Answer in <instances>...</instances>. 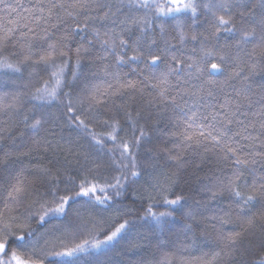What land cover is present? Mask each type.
Masks as SVG:
<instances>
[{"label": "snow or ice", "instance_id": "snow-or-ice-1", "mask_svg": "<svg viewBox=\"0 0 264 264\" xmlns=\"http://www.w3.org/2000/svg\"><path fill=\"white\" fill-rule=\"evenodd\" d=\"M25 72L0 92V144L24 125L0 147V264H115L141 246L121 243L137 222L162 235L178 212L177 237L212 232L214 250L189 259L180 242L151 264H264V0H0V77ZM193 178L201 198L177 194Z\"/></svg>", "mask_w": 264, "mask_h": 264}, {"label": "trees", "instance_id": "trees-1", "mask_svg": "<svg viewBox=\"0 0 264 264\" xmlns=\"http://www.w3.org/2000/svg\"><path fill=\"white\" fill-rule=\"evenodd\" d=\"M225 36L229 35L227 33L224 34ZM191 47V45H190ZM186 54H190V53H186ZM129 55H131V53H129ZM132 67H136V64L131 65ZM86 71H87V66H86ZM124 71H128V68H124ZM27 72H25L23 77H19V76H12L10 78H3L0 77V92H6V91H10L13 89H19L22 84L27 80ZM130 78H133L130 74ZM221 79H223V77H220ZM260 76L256 77L257 82H260ZM13 81H15V83H13ZM75 91H79V88L77 87L75 89ZM30 106V105H29ZM60 108H62V105H58L56 103H53V105L48 108V111H51L53 113H59ZM17 120H19V117H17ZM61 126L63 127V131H62V135L66 138V139H70L76 143H78L79 145L82 146L81 150H88L89 148V140H88V136L85 132H83L82 130L79 129H74L71 126H68L66 124V122L61 121L60 122ZM24 128L23 123H20L17 125L16 129L11 133V135L8 136V138L2 143L0 144V147L2 148H7L9 146L12 145V137H15L18 135V133L20 131H22ZM148 133L149 136L146 138L145 143H144V147H151L155 144L161 143L163 142L167 136H168V132L171 130V124L167 121V118L165 117L161 123L159 125H149L146 129H145ZM57 132H61V128L58 127L56 129ZM96 132H103V131H107V129H103L100 127H96L95 128ZM132 134V129L131 126L128 124H124V131L120 133V135L122 136H128L130 137ZM7 135V134H6ZM138 135V133H137ZM15 145L16 146H20L21 145V140L18 138L15 141ZM106 146L107 147H111V143L110 142H106ZM21 151H23V148H20ZM143 152V149L141 150ZM49 159H52L51 155L49 154L48 156ZM62 159V157H61ZM41 162V154H33L30 157L24 158V157H20L19 159H15L13 162L12 167L14 168H19L23 165H28V164H36ZM208 169L205 168L203 172L199 173V175H204V173L207 171ZM144 179H147V176L144 177ZM2 181H0V193H2ZM191 188V190H189ZM181 189H183V194L188 195L189 197H194L196 199H200L201 196L198 195V188L196 187L195 183H194V178L193 181L190 182V184L186 185L183 182L181 183L180 187H178L176 189L177 194H182L181 193ZM129 200H135L137 205H139L140 201V197L136 196V197H129L128 200H125L124 203H128ZM192 200L189 199L188 204H191ZM222 201L221 202H217L213 205V207H217L222 205ZM187 210V209H185ZM95 211H102V206H98V208ZM187 221L181 218V214L178 212L176 214L173 226L170 228V230L164 234H157V235H152L150 234V232L148 231V227L147 224L144 221H139L137 222V226L132 229L131 231H129L128 233H126V241H122V244L127 243V241H131L132 243H139L141 246L139 248L136 249H132L131 251H129L127 253L126 256H115L112 255L111 253L108 254V257L115 262V264H126V261L128 259H131L133 261H137V260H141L143 259L144 261L148 262V264H151V262L154 259H159L162 257L163 253L165 252H171L173 251L177 245L180 242H184L187 244H190L191 246L188 247L186 249V251L183 253V255L189 259L193 258V257H198L203 255L206 252H211L214 250L215 245L213 242V237H214V233L210 232L209 235L207 237H200L199 239H197L195 242L192 241V234L191 233H187V239H185V236L181 235L179 236V238L177 237L176 233L178 231V229H180L184 223H186ZM52 223H56V224H60V221H53L49 224L44 225L43 227H41L39 229V231L43 232L46 228H50L52 227ZM66 223V221H65ZM35 226V225H34ZM234 227H236L235 225H227L226 226V230H231ZM198 232L201 231L200 229L197 230ZM55 235H59V233H56ZM43 243V241H41V244ZM158 243H163L164 247L162 248H157L156 245ZM47 251H51L52 249H46ZM56 251H60L61 249L59 247H57L55 249ZM43 256V252H41L37 257L35 258H41ZM67 259L66 257H48L47 259H45L44 264H49V261H57V262H62L63 260ZM99 259L101 261L105 260V257L103 255L99 256Z\"/></svg>", "mask_w": 264, "mask_h": 264}]
</instances>
